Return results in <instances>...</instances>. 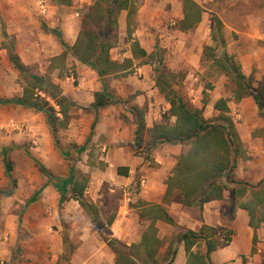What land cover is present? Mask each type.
Segmentation results:
<instances>
[{"label":"crops","instance_id":"1","mask_svg":"<svg viewBox=\"0 0 264 264\" xmlns=\"http://www.w3.org/2000/svg\"><path fill=\"white\" fill-rule=\"evenodd\" d=\"M94 1L96 0H72V7L76 8V11L66 14L67 28L70 23L73 25V33L67 34L72 37L70 44H66L67 46L71 47L75 44L81 31L82 18L78 8L90 6ZM194 1L199 5L202 3L200 0ZM234 1L242 5L240 14L234 15L233 20L230 21L221 16L226 28L239 36V41L231 44L228 51L241 65L243 73L253 81L255 80L260 87L264 79V0ZM138 4L136 21L143 26L147 19L151 22L153 20L163 21L169 16H174L180 21L185 18L184 0H139ZM55 8L57 9L58 6ZM127 14V11H122L118 21V31L122 40L128 38ZM204 18L202 10L200 23ZM139 40L142 41L140 36ZM251 40L254 42L252 49L244 50L239 47V42L247 41L248 43ZM144 49L147 51L146 48ZM76 65L81 74L91 71L78 59ZM152 72V66L144 64L136 69L134 75L130 74L118 81L120 97L133 96V105L142 109L146 108L145 122L148 129L154 128L164 120L162 110L168 112L170 109V104L155 86V81L151 77ZM138 74L144 75V78L139 79ZM102 90L103 88L98 86L94 93H90L87 100L81 93L66 97L78 105L92 107L95 102L94 94ZM228 105L229 115L236 123L244 150V157L238 159L235 179L257 185L264 182V118L260 114L253 94L240 100L233 97L232 100H228ZM9 106L16 107L20 112L26 111V107L21 105ZM94 111L86 115L88 125L90 123L88 139H92L91 146L95 144L98 150L104 151V154L99 157L97 155L96 161H90L87 167L93 165V161L96 162V166L101 163L103 167H96L95 172H86L90 181L85 197L88 202L96 206L97 212L95 215H90L82 208L89 221L73 222V227L82 231L79 236L82 243L78 252L66 264H117L116 255L104 241V237L116 240L128 247L141 245L138 250L132 249L139 254V256L134 255L133 258L138 264H147L146 260L150 258L145 251L143 237L152 224V216L146 212V207L152 205H161L173 220L172 222L163 219L155 221L156 237L161 242L155 257L152 258L156 264H167L171 260L170 248L176 250L171 264H203V261L206 264H264V221L261 220L259 212L255 215L254 225H252L249 210L241 207L242 203H248L252 199L254 189L248 187L246 194L241 197L237 194L239 185L227 182L225 179L227 188L223 190L220 198L202 205L199 201L193 205H187L184 202L183 190L171 180L176 175L179 162L183 156L188 154L190 147L181 144H159L151 149L152 155L146 157L144 155L146 153L140 151L145 149V146L147 148V144L152 139L151 134L150 136L146 134L143 147L137 150L135 147L137 127L134 116L128 108L112 105L98 111L94 109ZM242 117L243 124H239L237 118ZM38 120L41 127L38 141L34 142L39 147L35 150L39 153L41 163L47 166V170L58 181L40 172V168H34L32 159L21 149L22 147L13 151L11 156L3 151L5 159L4 161L0 159V264H12V261H17L14 260V250L20 243V220L16 214L19 210L15 204L16 199L21 201V197H25L24 194H15L12 191L14 180L11 178L12 173L11 176L7 173L6 158H10L13 167H21V170L28 174L36 171V177L43 180L44 183L40 184L39 188L33 186L37 189L34 195H31V192L25 194L27 197L30 196L33 202L39 195V200L36 202L38 206L43 203L54 204L60 197L51 188L44 189L48 181L58 182L57 187L61 191L59 192L63 194L68 192L66 189L69 184L73 186L72 180H69L72 169L71 155L84 159L86 162L94 158V155L90 154L93 149L89 150L86 147L84 151L82 150L85 146L83 139L88 131L87 125L82 131L73 118L68 128L59 131L58 138L59 134L65 135L62 138L65 151L61 157L53 152V147L56 151L58 145L51 133L46 114H38ZM175 121L174 117L171 118L172 124ZM94 123L95 128L92 129ZM70 141L78 142L75 156L73 155L75 152L69 147ZM119 168L127 169L128 176L120 174ZM75 179L77 180L76 177ZM108 186L110 189L107 191L103 189ZM134 187L137 189L132 191ZM114 191L121 194V199L114 208L106 207L104 200ZM77 203L79 204L78 201ZM203 227L222 228L214 237L217 242L223 241L221 234L232 231L231 243L218 247L208 258H205L206 241H199L189 250L184 242L179 241L180 235L185 230L199 232ZM93 241L99 243L90 247ZM48 245L52 244L49 242ZM52 246L54 258L49 264H57L60 251L57 243Z\"/></svg>","mask_w":264,"mask_h":264},{"label":"rangeland","instance_id":"2","mask_svg":"<svg viewBox=\"0 0 264 264\" xmlns=\"http://www.w3.org/2000/svg\"><path fill=\"white\" fill-rule=\"evenodd\" d=\"M200 1L205 18L192 30L183 31L180 20L174 16H169L163 21L149 22L147 19L144 26L135 19V39L139 40V36L141 37L142 41L139 40V42L143 48L147 49L149 57L143 60H134L132 69L105 79L112 95L125 102V104L116 106H121L124 109L134 106L132 104L133 96L122 98L118 95V81L130 74L134 75L136 69L144 64L152 66L151 77L154 81L156 78L155 68L169 72L168 79L176 90L187 97L194 106L199 108L205 106L204 116L207 119H213L218 115L214 109L217 100L236 98L235 83L224 74L220 66L214 63V60L223 58L226 53L230 54L228 51L230 45L239 41V36L226 28L221 16L225 17L227 21L233 20L234 15L240 14L242 5L235 3L234 0ZM56 6H58L57 9ZM86 8L87 6L78 8L81 18L85 14ZM71 11H76V8H73L72 5L71 7L57 5L54 0H0V98H28L39 102L46 100L58 113L60 108L50 99V92L46 89L50 88L52 91V89L58 88L56 92L59 90L67 97L81 93L87 100L90 93H94L98 86L104 88L102 80L90 66L81 62L91 71L84 74L78 71L77 58L69 50L70 46L66 47L72 39L67 34L73 33V25L70 23V30L66 26V14ZM217 19L221 20V26L218 25ZM115 36L114 33H110V38L107 40L115 45L110 52L111 58L119 62L132 58V42L127 37L122 40L119 31L117 39ZM61 38L67 44L66 46H63ZM253 44L252 40L248 43L241 41L239 47L249 50L252 49ZM12 51L19 55L25 66L23 71L19 70L12 61ZM138 78L143 79L144 75L138 74ZM250 79L254 88H258V83L252 78ZM252 94L255 95V92ZM93 111L91 106L85 107L78 104L75 107L69 106L68 124L74 118L80 130L83 131V127L87 125L88 131L83 140L89 150L93 149L90 154L94 155V158H90L87 162L71 155L72 166L75 167V177L78 181H82L87 173L97 171L96 167H103L101 163L96 166L95 157L102 156L104 151L98 150L95 144L91 146L92 139H88L90 123L88 125L86 115ZM162 112L164 118L167 112L163 110ZM40 113L44 112L29 108L20 112L14 106L0 105V159L3 161L5 159L3 151L11 156L13 151L22 147L21 149L32 159L33 167L39 169L35 161H40L39 153L35 150L39 145L34 142L38 141L40 135L41 126L38 120ZM58 116L61 119L64 118L62 114ZM242 119L243 117L237 118L239 124H243L244 120ZM161 123L166 124L167 119L164 118ZM169 123L172 124L171 119ZM64 136L59 134L60 143L56 151L53 147V152L61 157L65 151L62 144ZM69 147L75 152L73 153L75 156L78 142L70 141ZM140 152L146 153L144 154L146 157L152 155L151 151H149L150 153L147 151L146 146ZM92 160L95 161H93V165L89 164L88 168L87 165ZM21 169V167L14 166L12 171V180L16 182L15 186H12L13 193L25 196L21 197V201L16 199L15 204L19 210L16 214L20 220V243L14 250V260L17 261H12V264H49L54 258L52 245L56 243L61 252H59L57 264H66L78 252L82 243L79 238L82 231L73 227V222L89 221V218L84 214L77 201L72 199L71 184L66 189L68 192L63 194L57 187L58 182L48 181L44 189L51 188L57 192L61 199L57 198L58 200L54 204L36 205L39 195L33 202V199L25 194L31 192V195H34L37 189H34L33 186L39 188L40 184L44 182L36 177V171L28 174ZM59 180L62 179L59 178ZM103 189L107 191L110 188L108 186ZM132 189L134 191L137 187ZM120 195L116 191L107 195V199L104 200L105 206L114 208L121 199ZM49 242L52 245H48ZM98 243V241L96 243L93 241L90 247H93L94 244L98 245Z\"/></svg>","mask_w":264,"mask_h":264},{"label":"trees","instance_id":"3","mask_svg":"<svg viewBox=\"0 0 264 264\" xmlns=\"http://www.w3.org/2000/svg\"><path fill=\"white\" fill-rule=\"evenodd\" d=\"M139 0H96L92 5L87 6L85 14L82 16L81 31L77 37L75 44L69 48L75 58L83 64L90 66L96 71L99 78L104 84L102 91L94 94L95 102L92 108L98 111L112 105L122 104L120 99L112 95L108 90L105 81L107 77L124 73L126 70L132 69L134 60H143L149 57L148 52L141 46L139 40L135 39V19L139 10ZM57 5L71 6L72 0H54ZM122 11H127L128 39L131 43L132 58H127L123 62L115 61L111 58V49L114 44L108 42L110 33H114L118 38L119 16ZM185 18L180 21L183 31L192 30L201 21L202 9L194 0H184ZM218 25H222L220 19H217ZM62 39V38H61ZM215 40V38L213 37ZM62 44L66 43L62 39ZM68 47V46H66ZM14 49V48H12ZM11 59L19 70H24L20 57L15 51L11 52ZM214 63L218 64L225 75L230 77L236 85L234 92L235 99L240 100L252 95L255 90L253 83L242 71L241 65L233 55L226 53L223 58L215 59ZM156 86L165 99L170 104V109L164 116L167 119L166 124H157L152 129H148L145 122L144 109L134 105L129 108L133 114L136 124V141L137 150L143 147L146 134H151V141L147 144V151H151L156 145H185L189 146V152L182 157L176 169V175L171 182L176 183L184 194V202L187 205H193L196 202L204 204L213 199L220 198L224 189L227 188V182L238 184L237 194L243 197L249 188L254 189L252 199L248 203H242L241 207L248 209L250 216L255 219L257 213L261 214V220L264 221V182L252 185L248 182L236 180L235 170L237 168L238 159L243 156L242 143L236 129L233 118L229 115L230 108L228 99L221 98L214 104V109L218 115L213 119H207L204 116L205 106L202 108L194 106L187 97L176 90L172 82L168 79V73L161 68H155ZM54 88V87H52ZM56 88V87H55ZM54 88V89H55ZM58 89V88H56ZM56 89L50 92V99L60 108L57 113L50 102L38 100L32 101L28 98H0V105H21L29 109L44 112L48 118V125L56 144L59 147L58 133L60 130L68 127L69 123V106L75 107L76 103L67 98L61 91ZM255 100L260 110L261 116L264 118V79L262 85L255 90ZM62 114L64 118L58 115ZM175 118L174 124H170L171 118ZM68 121V122H66ZM95 128V123L92 129ZM86 145L82 148L84 151ZM40 170L46 173L51 179L57 180L50 174L47 168L40 162L35 160ZM6 169L9 176L13 171V164L10 158H6ZM125 170V172H123ZM118 172L128 176V170L119 168ZM76 173L75 167L72 166L69 180H72L71 189L72 198L79 202L81 207L90 215H95L97 208L93 203L88 202L85 192L88 188L90 178L85 175L82 181L74 180ZM12 178V176H11ZM14 186L15 182L13 181ZM249 187V188H248ZM260 188L258 191L255 189ZM253 192V190H252ZM146 207V205H145ZM146 212L152 216V224L144 233L143 244L150 260H146L147 264H156L152 259L155 257L160 241L156 237L155 221L163 219L172 222V218L168 215L161 205H152L146 207ZM254 217V218H253ZM260 221V220H259ZM222 228L203 227L201 231L195 232L185 230L179 237L180 242L186 244V248L191 249L201 240L206 241L207 253L205 258L215 251L218 247L227 246L232 240V231L225 232L222 235L223 241H216L214 237ZM107 245L116 255L117 264H138L135 256H139L132 249L138 250L140 246L128 247L116 240L103 238ZM172 258L167 264H171L176 250L170 248ZM152 259V260H151ZM203 264H206L203 261Z\"/></svg>","mask_w":264,"mask_h":264}]
</instances>
